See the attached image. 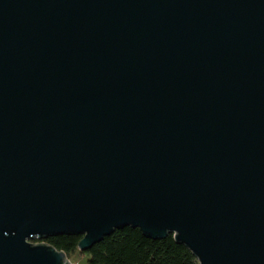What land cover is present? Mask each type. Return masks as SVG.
<instances>
[{
	"label": "water",
	"instance_id": "1",
	"mask_svg": "<svg viewBox=\"0 0 264 264\" xmlns=\"http://www.w3.org/2000/svg\"><path fill=\"white\" fill-rule=\"evenodd\" d=\"M126 227L264 264V0H0V264Z\"/></svg>",
	"mask_w": 264,
	"mask_h": 264
},
{
	"label": "trees",
	"instance_id": "2",
	"mask_svg": "<svg viewBox=\"0 0 264 264\" xmlns=\"http://www.w3.org/2000/svg\"><path fill=\"white\" fill-rule=\"evenodd\" d=\"M82 236H56L33 243H46L68 258L80 252ZM89 264H199L194 255L178 244L173 235L164 240L147 239L139 229L126 227L116 230L87 252Z\"/></svg>",
	"mask_w": 264,
	"mask_h": 264
},
{
	"label": "rangeland",
	"instance_id": "3",
	"mask_svg": "<svg viewBox=\"0 0 264 264\" xmlns=\"http://www.w3.org/2000/svg\"><path fill=\"white\" fill-rule=\"evenodd\" d=\"M72 264H89V256L77 252L68 258Z\"/></svg>",
	"mask_w": 264,
	"mask_h": 264
}]
</instances>
